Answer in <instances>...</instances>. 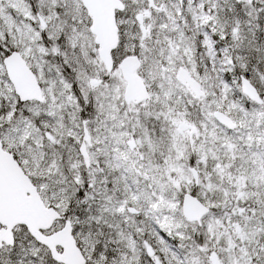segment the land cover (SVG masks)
I'll return each mask as SVG.
<instances>
[{
  "label": "snow or ice",
  "instance_id": "snow-or-ice-1",
  "mask_svg": "<svg viewBox=\"0 0 264 264\" xmlns=\"http://www.w3.org/2000/svg\"><path fill=\"white\" fill-rule=\"evenodd\" d=\"M0 264H264V0H0Z\"/></svg>",
  "mask_w": 264,
  "mask_h": 264
}]
</instances>
